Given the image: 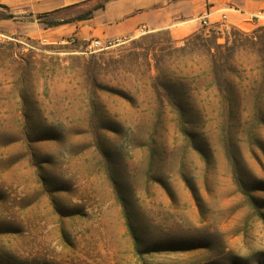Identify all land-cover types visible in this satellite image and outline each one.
Listing matches in <instances>:
<instances>
[{
	"label": "rangeland",
	"instance_id": "obj_1",
	"mask_svg": "<svg viewBox=\"0 0 264 264\" xmlns=\"http://www.w3.org/2000/svg\"><path fill=\"white\" fill-rule=\"evenodd\" d=\"M207 12L87 54L0 7V264H264V22Z\"/></svg>",
	"mask_w": 264,
	"mask_h": 264
},
{
	"label": "crops",
	"instance_id": "obj_2",
	"mask_svg": "<svg viewBox=\"0 0 264 264\" xmlns=\"http://www.w3.org/2000/svg\"><path fill=\"white\" fill-rule=\"evenodd\" d=\"M85 1L88 0H0V5L12 11L31 9L33 13L42 14ZM227 7L244 15L252 14L264 10V0H110L89 20L42 29L41 32L53 38L74 34L79 41L90 37L104 42L115 41L134 35L141 26L150 31L170 29L189 22L208 9L213 16ZM242 20L237 14L230 15L235 26Z\"/></svg>",
	"mask_w": 264,
	"mask_h": 264
},
{
	"label": "built area",
	"instance_id": "obj_3",
	"mask_svg": "<svg viewBox=\"0 0 264 264\" xmlns=\"http://www.w3.org/2000/svg\"><path fill=\"white\" fill-rule=\"evenodd\" d=\"M220 12V19L216 20L214 22L211 21L212 14L211 12H207L204 14L200 20V25L202 26V29L206 31V33H214L217 36H220L223 34L225 31H228L231 27L235 26L230 22V16L227 14V11H235L238 12L242 16H246L251 22H264V10H260L259 12L256 13H250L244 15L243 12L235 9H224V10H219ZM138 31L140 32L141 35H145L146 33L149 32L148 28L146 26H141ZM114 41L108 40V41H102L100 39H95V40H90V41H84L83 46L85 48V52L87 54H94L97 51H102L107 49L109 46L113 44ZM62 44H67V45H76L79 43V40L75 37H69V38H63L61 39Z\"/></svg>",
	"mask_w": 264,
	"mask_h": 264
},
{
	"label": "trees",
	"instance_id": "obj_4",
	"mask_svg": "<svg viewBox=\"0 0 264 264\" xmlns=\"http://www.w3.org/2000/svg\"><path fill=\"white\" fill-rule=\"evenodd\" d=\"M92 1H95V0H88V2H92ZM108 1H110V0H105L102 5L97 6L94 9L86 12L85 14L79 15V16H77L75 18H72V19H58V18H56V16L61 14V13H63V12H68L71 9L79 7L81 4H75V5H72V6H69V7H65V8H62V9H58V10L52 11L50 13H45V14L40 16V21L43 22V23H46V25L49 28H54V27H58V26H62V25L70 24V23H74V22H77V21H86V20L91 19L93 17L94 12L99 10V9H102L104 7L105 3L108 2ZM84 3H86V2H84ZM0 7L4 8L6 10H9V8L7 6L0 5ZM15 17L16 16L12 12H10V14L7 16L8 19L9 18L10 19H15Z\"/></svg>",
	"mask_w": 264,
	"mask_h": 264
}]
</instances>
